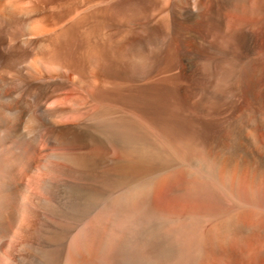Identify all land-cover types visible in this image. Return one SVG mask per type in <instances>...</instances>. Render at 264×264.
<instances>
[{
  "label": "rangeland",
  "instance_id": "1",
  "mask_svg": "<svg viewBox=\"0 0 264 264\" xmlns=\"http://www.w3.org/2000/svg\"><path fill=\"white\" fill-rule=\"evenodd\" d=\"M243 5L244 0H0V18L9 12L15 19L30 21L27 23L35 26L36 37L47 35L49 25L75 22L108 26V31L130 30L126 48L137 56L142 55L143 60L131 68L135 75H126L129 68L119 65L121 89L153 98L150 112L154 118L174 113L177 116L172 120L180 123H177L180 128H193L198 151L194 155H179L141 114L127 110L129 119L122 118L119 122L120 136L116 140L119 146L110 156L118 161L121 170L110 175L106 170L111 165L108 160L104 161L101 192L104 204L131 192L142 196L151 186L156 205L169 211L167 227L163 230V250L153 224L147 248L142 246L139 236L135 239V264H264V218L258 215L264 208V33L258 36L255 31L257 36L254 35L253 41L245 34ZM169 24L172 38L154 35L157 29L162 30ZM233 29L237 31L234 42L229 39ZM80 33H73L70 40H76ZM248 45L246 61L249 63L247 71L241 74L242 83L236 88L230 87L226 69L229 57L234 52L241 56ZM252 58H260L258 66ZM63 94L51 97L47 104H61L71 111L67 103L58 102ZM56 121L64 123L70 119L58 117ZM128 159L137 161L135 167L122 170L124 164L133 163ZM60 163L54 159L51 165ZM62 164L66 165L65 171H71L68 164ZM163 164L167 167L162 168ZM181 167L195 171L198 192L201 191L199 198L189 197L179 189ZM49 175L57 184L64 181L69 190L79 187L77 192L68 193V198L88 206V197L95 193L93 180L80 181L73 174L54 170ZM252 183L255 190L251 195L248 187ZM53 192L43 191L42 198L50 208L59 205L58 208H64L60 197ZM210 193L226 196L227 203L211 205L203 197ZM47 208L46 205L38 209L41 216L35 224H39L26 237L31 246L42 245V225L46 220L59 218L51 221L54 224L63 221L62 214ZM183 232L185 238H182ZM188 232L191 239L186 236ZM146 254L150 258L145 262L142 257ZM122 261L125 264L123 258Z\"/></svg>",
  "mask_w": 264,
  "mask_h": 264
},
{
  "label": "bare ground",
  "instance_id": "2",
  "mask_svg": "<svg viewBox=\"0 0 264 264\" xmlns=\"http://www.w3.org/2000/svg\"><path fill=\"white\" fill-rule=\"evenodd\" d=\"M243 7L242 24L245 34L253 41L254 35L257 36L255 31L258 36L264 33V0H244ZM232 10L240 11L239 8ZM8 13L0 18V264H122V258L125 264H135V239L139 236L140 243L147 248L153 224L158 230L160 249L164 248L163 230L165 225L167 227L169 211L156 205L151 186L142 196L129 192L106 204L101 198L104 161L108 160L111 165L106 170L109 174L121 170L110 154L119 146L116 143L119 122L122 118L129 119L127 110L141 114L156 127L164 142L177 154L194 155L198 151L193 128H180L178 122L172 120L176 114L161 112L167 116L156 119L150 112L153 98L121 89L119 65L122 63L129 68L126 75H135L131 68L143 60L142 55L137 56L126 48V37L131 31H108V26L75 22L49 25L47 35L39 37L37 34L36 37L35 26L27 23L30 21L15 19ZM79 31V37L70 40L71 35ZM236 32L233 29L231 35L229 33L231 41L235 40ZM99 49L104 51L99 52ZM244 49L243 56L234 52L229 57L226 69L230 87H238L242 83V72L247 71L249 45ZM252 62L258 66L260 58ZM60 92L64 94L58 102L67 103L71 111L61 104H47ZM58 117L70 121L60 123L56 121ZM54 159L61 163L51 165ZM136 162L124 164L122 170L134 168ZM62 163L68 164L71 171H65L66 165ZM52 170L73 174L80 181L84 178L94 181L95 193L88 197L87 207H83V202L68 198V193L77 192L79 187L69 190L64 181L58 180L57 184L49 175ZM190 171L181 167L178 187L196 199L201 191L198 192L195 171L194 176ZM253 186L252 183L248 187L251 195L255 190ZM43 191H54L65 207L50 208L42 198ZM210 195L203 197L211 205H224L227 201L226 196ZM46 205L50 212L62 214L63 221L51 222L57 220L55 215V220H46L41 226L42 234L37 231L42 236V245L34 247L26 237L35 232L39 224H35L36 219L41 216L38 209ZM258 215L264 218V208ZM184 232L182 238H185ZM189 232L186 236L190 238ZM149 258L146 254L142 260L146 262Z\"/></svg>",
  "mask_w": 264,
  "mask_h": 264
},
{
  "label": "crops",
  "instance_id": "3",
  "mask_svg": "<svg viewBox=\"0 0 264 264\" xmlns=\"http://www.w3.org/2000/svg\"><path fill=\"white\" fill-rule=\"evenodd\" d=\"M150 27L151 26H149L148 28H150ZM160 34H161V37H164V38H167V37L172 38L173 37L172 26L169 24L167 26H164V28L162 30H159L158 31V29H157V31H156V33L154 35H160Z\"/></svg>",
  "mask_w": 264,
  "mask_h": 264
}]
</instances>
